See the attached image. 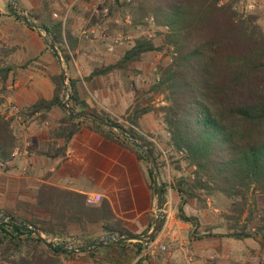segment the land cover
Returning a JSON list of instances; mask_svg holds the SVG:
<instances>
[{
  "label": "trees",
  "instance_id": "trees-1",
  "mask_svg": "<svg viewBox=\"0 0 264 264\" xmlns=\"http://www.w3.org/2000/svg\"><path fill=\"white\" fill-rule=\"evenodd\" d=\"M39 1L44 10L39 22L48 30L64 64L68 65L71 60L68 52L77 48V39L71 31L72 18L64 24L61 18L53 19L50 0ZM116 1L118 4L120 0ZM218 3L219 0H130L127 9L132 15L133 27L141 25L146 15H153L163 35L162 45L157 47L154 41L138 37L114 64L94 69L86 79L91 82L94 77L106 76L112 71L130 70V65L140 62L145 54L160 51L162 46L170 49L171 60L159 68L160 81L153 85V89H162L166 105L153 112L163 114L164 129L168 134L166 144L173 146L176 152L182 151L184 162L195 167L194 179L188 189L183 190L181 182L173 184V189L182 201L185 198L198 199L200 194L221 196L230 203V218L237 221L252 187L264 196V28L256 16L243 18L230 5ZM7 16L20 22L9 12ZM93 17L97 19L95 14ZM7 55L5 51L1 57ZM12 69L9 65H0L1 96ZM48 78L53 86L51 99L39 98L31 105L21 107L22 114L28 117L38 113L35 119L39 123L49 121V113L54 108L62 111L63 116L52 122L49 129L46 155L63 157L70 139L86 123L91 131L136 156L146 169L147 185L153 197L154 172L148 168L146 155L131 146L117 131L86 118L75 119L68 115L63 109L61 75L53 74ZM66 78L72 111L88 110L124 129L158 160L152 143L132 128L137 125L138 116L146 111L123 119L127 124L110 115L98 114L80 100L76 81L69 75ZM3 99L0 98V105ZM14 145L9 122L0 114L1 160L9 159ZM157 165L159 170L158 162ZM159 181L163 187V202L165 183L161 178ZM33 198L34 202L25 204L24 208L18 205L15 213L2 212L28 227L0 219V264H62V259L80 253L95 259L99 249L111 244L130 246L138 256L146 243L112 241L96 244L88 226L100 224L101 233L135 236L147 234L154 222L152 217L144 232L131 233L116 218L107 200H102L97 207L90 206L84 195L46 184L34 187ZM178 218L191 223L181 208ZM261 220L264 221V209ZM72 224L80 230L76 236L68 232ZM35 229L55 240L59 246L53 247L39 240L33 234ZM235 235L251 237L244 228L232 237ZM69 239L76 240L78 247L91 248L66 251L63 246Z\"/></svg>",
  "mask_w": 264,
  "mask_h": 264
},
{
  "label": "rangeland",
  "instance_id": "rangeland-1",
  "mask_svg": "<svg viewBox=\"0 0 264 264\" xmlns=\"http://www.w3.org/2000/svg\"><path fill=\"white\" fill-rule=\"evenodd\" d=\"M100 1L101 0H90L89 2L100 3ZM121 1L122 0H120V3H118L116 8L117 15L122 14V11L120 10V7L122 6ZM249 1L250 0H219L221 4L218 3V5H230L232 10L243 18L249 15L256 16L257 21L264 28V0H257L258 3L253 10H248L246 8ZM73 2L74 0H50L52 18H60ZM37 3L38 7H30V9L23 10L22 8H19L16 1L14 10L20 16H23V12L25 11L26 14L30 12V15L27 14L29 20L41 25L39 18L43 16L44 10L39 0H37ZM0 6L3 14L7 16V12H9L8 1L0 0ZM86 6L87 2L76 3L69 15V18H72L71 31L76 39L82 30L89 27L93 22V19L95 22L92 24L98 22V19L95 20L93 17L94 15L92 12L86 9ZM53 14H56L57 17H54ZM142 25L143 22L141 25H136L128 30L123 29V31L137 34L139 36L144 31ZM19 26L25 28L21 24ZM24 30V33L18 31L17 38L21 42H17L16 46L14 45L15 41L11 46L6 45L8 43L7 41L0 39V55L5 51L8 52L7 57L12 55L14 60L13 68L15 69V75H12V77L7 80L6 90L3 95L4 97L0 94V98L2 99H6L9 93L12 96V93L14 92L13 85L17 81H24L27 82L26 84H29L30 76L33 75L32 72H35L38 80L41 81L44 79L49 81L48 76L60 74L57 60L50 54L46 42L42 38L44 33L42 32L41 35L36 30L34 32L29 29ZM115 30L119 29L114 26L110 27V32ZM162 36L163 35L160 31L156 33L154 43L157 47L162 45ZM37 46L41 48V53L38 54L39 56L37 55L35 59L28 60L27 56L30 53L29 50L34 49L32 53L35 54V48ZM162 47L163 48L160 51L154 53L150 52L147 55L145 54L140 62L131 64L130 70L112 71L106 76H96L93 78V82L95 81L104 85L107 91L114 93L118 92L121 94V104L114 106V111H121L122 113L126 106L122 99H125L124 97L128 92L132 94V103L130 107L125 110L124 114L120 115L119 118L110 115L118 122L125 123L123 119L134 116L141 111L153 112V110H158L166 105L165 94L162 92V89H153V85H155L154 72L152 70L153 67L156 68L159 75V68L168 64L171 60L169 54L170 49H166V46ZM20 48H23L24 51L22 52ZM126 49H128V47H118L114 53L108 54L105 44L98 38L92 43L80 41L77 43V48L75 49L76 53H73L74 63L77 67L72 60H70L68 65H65L62 60L63 66L66 70V77L69 75L76 81L79 93H85L87 97H90L89 95H94V93L88 83L90 81H87L86 79L88 75L96 68H104L109 64H114ZM83 53H85V55H83ZM2 61L5 65V58H2ZM136 67H145L146 69L143 73L140 69L141 71L136 75L134 73L136 72ZM66 83L68 85V81H66ZM9 86L11 87L9 88ZM66 95V90L64 89L63 101L65 100ZM95 96L97 97L96 100L99 101L100 97L97 94ZM159 97H161V100H159ZM160 101H163L164 105H158L156 107ZM54 110H56L61 117L63 116V113L59 108H54ZM158 116L159 120L164 123L163 114L159 112ZM61 117L55 121L59 120ZM31 121H34V119ZM162 128H164V125ZM152 138L154 137L152 136ZM156 141L163 146L167 145L164 139L157 137ZM154 150L156 154H158V151L156 149ZM171 158L172 161H170L169 172V170L165 168V164L162 162L158 154V160L156 163L158 162L160 166L158 173L161 174V181L165 183V189L168 182H170L172 188L173 184L181 182L182 189L187 190L192 181L187 177L192 166H188L184 162L183 157L177 158L175 155H172ZM142 167L145 171L146 169L144 165H142ZM148 168H150V163L148 164ZM18 170L19 164L17 163H12L5 169L0 170V213H15L18 205H20L21 208H24L25 204L34 202L33 190L35 186L32 185L34 182L33 172L29 168L27 175L21 176ZM172 196L174 214L173 226H183L181 230L184 233L183 239L189 243V254L198 262L201 264H264V221L261 220L264 209V196L259 190L254 187L249 190L244 211L237 221L230 218L232 213L230 211V203L221 196L205 197L200 194L198 199L185 198L184 201L180 199L178 194H175L174 196L173 191ZM152 198L154 201V211L156 213L155 192ZM179 208H181L184 216L191 219V223H184L179 220ZM242 228H244L245 232L251 234V237H238L236 235L235 237H232V234H240ZM69 233L72 236L79 234V231H76V225H71L69 227ZM67 242H71L73 247H78L76 245L77 242L74 239H69ZM152 257L163 259L165 258V253H154ZM138 262L139 261H136L134 264H138Z\"/></svg>",
  "mask_w": 264,
  "mask_h": 264
},
{
  "label": "crops",
  "instance_id": "crops-1",
  "mask_svg": "<svg viewBox=\"0 0 264 264\" xmlns=\"http://www.w3.org/2000/svg\"><path fill=\"white\" fill-rule=\"evenodd\" d=\"M16 1L19 8L23 10L38 7L37 0ZM27 14L30 15V12ZM20 24L25 28L19 26ZM24 29L29 28L22 21L19 22L12 17L5 16L0 6V39L9 43L6 45L12 46L15 41L14 45L16 46L17 42H21L17 38V33L18 31L24 33ZM31 31L34 32L35 30L32 29ZM37 47L35 54L32 53L34 49L29 50L28 60L35 59L41 53V48ZM20 50L24 51L23 48ZM5 61L6 65L13 67L12 55L5 58ZM3 64L0 55V65ZM135 69L136 72L134 73L137 75L141 70L143 73L146 68L136 67ZM14 70L13 68L10 71L9 77H12L13 73L15 75ZM32 74L29 84L24 81H17L13 85L12 96L9 93L7 99L14 101L20 107H27L39 98L51 99L53 86L50 81L47 79L38 80L35 72ZM91 82L88 83L94 95L90 94V97H87L85 93H79L80 100L84 101L90 109L95 110L98 114H107L119 118L130 107L133 99L130 92L125 95V101L122 99L126 106L121 113V111H114V106L121 104V94L109 92L104 85L95 81ZM96 94L100 97H98L99 101L96 100ZM158 105H164L163 101H160L156 107ZM59 117L61 115L53 109L49 113L48 127L45 128L43 123H39L36 119L30 120L28 123L30 169L34 176L32 185L46 184L82 194L90 206L97 207L102 200H107L116 218L120 219L131 233L141 234L144 232L150 223V219L155 217V211L154 201L148 189L146 173L142 164L138 162L132 152L91 131L87 128L86 123L70 139L63 157L47 156L48 151L45 145L49 142V129L52 122ZM136 122L137 125L132 126V128L139 134L153 136L155 139L158 137L167 143L168 134L162 128L158 114L147 111L138 116ZM125 123L127 124V122ZM168 170L170 172V167ZM158 174L161 178V174ZM168 186L173 191V195H177L170 182H168ZM88 199L93 201L88 203ZM182 228L183 226L180 225L173 226L169 240L162 243L166 246L164 252L160 251L158 247H154L145 253H142L143 249L140 255L135 256V250L130 246L111 244L99 249L95 259H90L86 254L81 253L70 259H62V264H134L139 260L138 264H186V257L189 255L190 249L188 241L183 239ZM76 231H80L77 225ZM100 231V224L88 226V232L94 239L104 234ZM154 253H165V258H153Z\"/></svg>",
  "mask_w": 264,
  "mask_h": 264
},
{
  "label": "built area",
  "instance_id": "built-area-1",
  "mask_svg": "<svg viewBox=\"0 0 264 264\" xmlns=\"http://www.w3.org/2000/svg\"><path fill=\"white\" fill-rule=\"evenodd\" d=\"M90 1V0H89ZM87 3L86 9L96 16L98 22L92 26L82 30L77 37V43L83 41L85 43H92L96 38L101 40L105 46L108 54L115 52L118 47H130L133 42L141 36H144L148 40H155L156 33L160 29L156 26L154 17L148 15L143 19V32L141 35L131 34L129 32H124L123 29L133 28V20L130 11L127 9V6L130 3V0L121 1L122 5L120 10L122 11L121 15L116 14L117 1L116 0H101L100 3ZM78 2H84V0H74V2L68 7L65 13L60 17L63 24L70 17V13L73 9V6ZM120 3V1H119ZM258 1L250 0L246 6L248 10L255 9ZM221 4V2H219ZM72 15V14H71ZM54 17H57L56 14H53ZM114 26L119 30L110 32V27ZM161 32V31H160ZM168 49V48H166ZM76 51H69V56L74 63L73 53ZM85 55V53H83ZM75 64V63H74ZM76 66V64H75ZM77 67V66H76ZM154 72V83L158 84L160 81V76L157 73L155 67H153ZM10 88V86H9ZM1 115L6 121L9 122V130L11 135L15 140V145L11 151L10 157L8 160L3 161L0 159V170L5 169L7 166L12 163L19 164V174L21 176H26L30 168V150H29V141H28V123L30 120L35 119L39 116L38 113L34 114L32 117H28L21 112V107L16 103L12 102L9 99H4L0 105ZM43 126L46 128L49 126L48 121L42 122ZM161 125L164 123L160 120ZM143 135V134H141ZM150 141L158 151V154L165 164V168L168 169L170 166V161H172L171 156L175 155L177 158L183 157L182 151H174L173 146H163L159 144L155 138L143 135ZM195 167L192 166L191 171L188 173L187 177L191 180L194 179L193 171ZM93 200L88 199V203H91ZM161 214L162 222L161 226L154 235V238L146 243L142 253H145L148 250L158 247L162 252L166 251V246L162 244L165 240H169L171 232L173 231V196L170 186L167 185L164 193V201L161 204ZM55 241V240H54ZM75 242V241H74ZM72 245L71 242H67ZM66 243V244H67ZM186 264H201L190 254L186 257Z\"/></svg>",
  "mask_w": 264,
  "mask_h": 264
},
{
  "label": "water",
  "instance_id": "water-1",
  "mask_svg": "<svg viewBox=\"0 0 264 264\" xmlns=\"http://www.w3.org/2000/svg\"><path fill=\"white\" fill-rule=\"evenodd\" d=\"M7 1H8V8H9L10 14H12L14 17L18 18L19 20H21L28 28H31L33 30L38 31L41 35H42V32L44 33L42 38L46 42L48 49L53 53L54 57L57 60V63H58L59 68H60L62 87L66 90L67 95H66L65 100L63 101L64 111L68 115H71L75 119L86 118L89 121L95 122V123L100 124L104 127L111 128V129L117 131L122 137H124L127 140V142L131 146L137 148L138 150H140L142 153H144L146 155V157L148 158L149 163H150V168L154 172V175L152 178V185H153V188L155 191L156 213H155V221H154L153 225L151 226V228L149 229L148 233L145 235H135V236H121V235H118L115 233H104L100 237L94 239V243H96V244H107V243L112 242V241H120V242H127V243H137V242L147 243V242L151 241L161 226V222H162L161 204H162V196H163V187H162V184L159 182L157 163H156V160H155L153 154L142 143H139L131 135L127 134L124 129L107 122L103 118L96 116L95 114L91 113L88 110H80V111H76V112L71 110V107L69 105L70 88H69V85H67V83H66V81H67L66 70H65L63 63H62V57L59 54L55 44L53 43V41L49 35L48 30L44 26L38 25V24L34 23L33 21L29 20L27 14L25 12H23V16H20L17 12H15V10H14V6L16 5L15 0H7ZM0 219H4L7 221H11L13 223L24 225V226L28 227V225L22 224L15 219L9 218L2 213H0ZM33 234L39 240L46 243L47 245H50L53 247L59 246V244L56 241L52 240L51 238L46 237L44 234H42L37 229H35L33 231ZM90 248H91V246H88L85 248L73 247L70 243H67L63 246L64 250L75 251V252L86 251V250H89Z\"/></svg>",
  "mask_w": 264,
  "mask_h": 264
}]
</instances>
